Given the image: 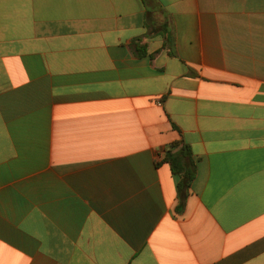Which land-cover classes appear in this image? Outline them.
I'll list each match as a JSON object with an SVG mask.
<instances>
[{"label": "crops", "instance_id": "crops-1", "mask_svg": "<svg viewBox=\"0 0 264 264\" xmlns=\"http://www.w3.org/2000/svg\"><path fill=\"white\" fill-rule=\"evenodd\" d=\"M0 264H264V0H0Z\"/></svg>", "mask_w": 264, "mask_h": 264}, {"label": "trees", "instance_id": "trees-1", "mask_svg": "<svg viewBox=\"0 0 264 264\" xmlns=\"http://www.w3.org/2000/svg\"><path fill=\"white\" fill-rule=\"evenodd\" d=\"M160 163L169 164L174 177L177 179L179 197L177 213L181 214L197 173V164L192 150L188 144L177 141L164 150V156Z\"/></svg>", "mask_w": 264, "mask_h": 264}]
</instances>
